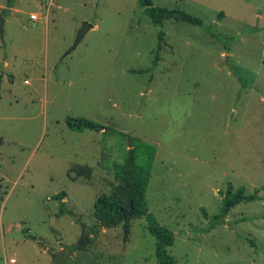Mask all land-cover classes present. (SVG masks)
Segmentation results:
<instances>
[{
	"label": "rangeland",
	"instance_id": "obj_1",
	"mask_svg": "<svg viewBox=\"0 0 264 264\" xmlns=\"http://www.w3.org/2000/svg\"><path fill=\"white\" fill-rule=\"evenodd\" d=\"M8 1L0 264H50L85 228L89 244L66 264H159L146 217L127 240L94 217L130 157L149 175L148 210L172 233L175 264H264V0H151L202 21H164L159 51L138 0ZM77 117L106 130L70 129ZM84 165L90 179H71ZM228 184L259 199L215 220Z\"/></svg>",
	"mask_w": 264,
	"mask_h": 264
},
{
	"label": "trees",
	"instance_id": "obj_2",
	"mask_svg": "<svg viewBox=\"0 0 264 264\" xmlns=\"http://www.w3.org/2000/svg\"><path fill=\"white\" fill-rule=\"evenodd\" d=\"M14 0H9L12 4ZM140 5L146 9L151 23L160 30L166 20L183 21L193 25H202V21L194 16L181 12L179 10H169L166 8L153 7L151 0H138ZM164 32H159V46L164 39ZM159 58L156 56L155 64ZM1 82V79H0ZM1 87V84H0ZM70 129L77 131H105L106 127L96 124L85 118H71L66 121ZM122 174L116 178L117 185L109 194H101L94 207V217L98 225L103 229H111L121 226L124 238H129L132 222L134 219L146 217L149 221L148 232L156 240L155 255L159 264H175V260L169 255L168 248L173 245L174 237L172 233L165 227L159 225L150 215L146 200V188L148 186L149 175L137 169L134 159L129 158L126 165L121 169ZM91 168L84 166H75L69 170L71 179L80 175H85L86 179L91 177ZM74 173V176H71ZM259 190L252 195H245L243 188H235L232 184H228L224 196L221 201V209L215 220L224 219L231 209L241 203H247L258 200ZM60 200L65 196L61 194ZM59 197V195H58ZM89 236L77 247H73L71 251L86 249L89 244Z\"/></svg>",
	"mask_w": 264,
	"mask_h": 264
},
{
	"label": "water",
	"instance_id": "obj_3",
	"mask_svg": "<svg viewBox=\"0 0 264 264\" xmlns=\"http://www.w3.org/2000/svg\"><path fill=\"white\" fill-rule=\"evenodd\" d=\"M3 25H4V19L0 18V35L3 33ZM90 29H91L90 25L86 23L82 25L76 37L75 43L70 51L74 50L78 46V44L82 41V39ZM89 233L90 231L87 228H85L78 245L83 243V241L87 238ZM73 256H74L73 252L68 250H61L60 252L52 256L50 264H66V260L69 257H73Z\"/></svg>",
	"mask_w": 264,
	"mask_h": 264
},
{
	"label": "crops",
	"instance_id": "obj_4",
	"mask_svg": "<svg viewBox=\"0 0 264 264\" xmlns=\"http://www.w3.org/2000/svg\"><path fill=\"white\" fill-rule=\"evenodd\" d=\"M63 200H64V199H63ZM63 200H62V201H63ZM62 250H63V249H62ZM73 254H74V256H75V253H74V252H73ZM74 256H73V257H74ZM10 260H14L15 263H16V260H15V259H13V258L9 259V263H10ZM15 263H13V264H15ZM10 264H11V263H10Z\"/></svg>",
	"mask_w": 264,
	"mask_h": 264
},
{
	"label": "built area",
	"instance_id": "obj_5",
	"mask_svg": "<svg viewBox=\"0 0 264 264\" xmlns=\"http://www.w3.org/2000/svg\"><path fill=\"white\" fill-rule=\"evenodd\" d=\"M26 82H27V81H26ZM26 82H25V83H26ZM10 263L13 264V263H15V261H14V260H10Z\"/></svg>",
	"mask_w": 264,
	"mask_h": 264
}]
</instances>
